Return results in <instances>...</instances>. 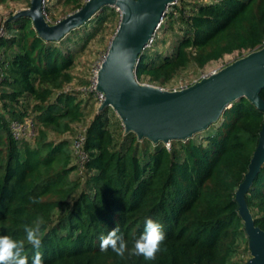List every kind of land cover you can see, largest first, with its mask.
Here are the masks:
<instances>
[{"label": "trees", "instance_id": "1", "mask_svg": "<svg viewBox=\"0 0 264 264\" xmlns=\"http://www.w3.org/2000/svg\"><path fill=\"white\" fill-rule=\"evenodd\" d=\"M8 1L18 0L0 4ZM25 1L30 7L31 0ZM63 1L74 12L83 7L80 0ZM114 11L103 8L60 42L42 39L30 18L5 23L6 34L0 37V235L25 241L29 264L34 249L24 226L34 227L38 220L43 221L44 264H233L242 246L249 251L236 191L264 124V112L249 100L235 102L215 131L196 135H202L201 142L194 137L170 148L126 133L119 119L112 121V108L98 111L83 128V172L75 162L74 140L49 139L50 133L72 132L88 116L85 93L64 90L74 80L75 52L69 44L85 40L78 37L80 30L92 38L88 29L102 27ZM159 30L177 38L173 51L165 55L147 48L137 79L149 78L164 88L192 64L203 68L226 54L264 48V0H179ZM27 117L35 123L32 142L16 140L11 131L12 122ZM246 200L256 226L264 230V166ZM149 217L166 234L151 261L134 254ZM117 225L127 242L123 257L111 249L100 251V237Z\"/></svg>", "mask_w": 264, "mask_h": 264}, {"label": "water", "instance_id": "2", "mask_svg": "<svg viewBox=\"0 0 264 264\" xmlns=\"http://www.w3.org/2000/svg\"><path fill=\"white\" fill-rule=\"evenodd\" d=\"M174 0H88L82 8L51 25L43 0L9 21L27 17L46 42H60L81 28L103 8L120 12V24L98 73L97 91L105 100L99 111L112 108L126 133L154 144L188 141L216 125L231 106L246 98L264 112V48L251 52L222 70L181 90L144 85L137 69L144 51L163 24ZM264 166V124L248 172L236 191L239 215L245 226L251 258L246 264H264V230L256 226L246 196Z\"/></svg>", "mask_w": 264, "mask_h": 264}, {"label": "rangeland", "instance_id": "3", "mask_svg": "<svg viewBox=\"0 0 264 264\" xmlns=\"http://www.w3.org/2000/svg\"><path fill=\"white\" fill-rule=\"evenodd\" d=\"M80 1L84 6V4L88 0ZM45 7V14L50 20L51 25L56 24L69 15L75 13L72 10V7L66 5L63 0H46ZM28 8L30 7H28V4L25 0L8 1L6 3L0 4V32L2 29L5 30V23L11 17H13L16 13ZM120 18V12L115 9L113 14L110 13L108 19L104 22V25L102 27L97 28L94 31L93 28L88 29V32H94V36L92 38H89L87 40V34L84 33L83 30H80L78 37L85 39L86 41L82 40L76 43L71 42L69 44L70 49L75 52V62L73 68L71 69V72L74 75V80L70 84H67L64 87V90L80 91L85 93L83 98L85 99V102L88 103V106L86 107V113L88 116L81 123L74 124L73 131L70 133L64 135H56L54 133H50V140L60 141L66 139L69 141H73L77 137L79 132L93 120L94 116L99 111L100 106L98 104L99 101L97 100L96 95H92L90 94V92L88 95H86V92L91 90V83H93L95 79L96 71L99 69V66L102 65L104 59L108 54L112 39L119 27ZM176 39V37L172 36V33L165 32L164 34L162 30H158L154 38V42L148 48L158 49L160 52L165 53V55H170L176 44ZM250 53L251 52L249 51H236L232 54H226L222 59L218 61H212L203 68H199L192 64L189 68L179 71L177 75L165 85L164 89L174 91L187 88L200 81L201 79L222 70L223 68L247 56ZM139 82L144 85L161 87L158 84L153 83L149 78H143ZM112 113L110 114L112 121L118 122L119 117L117 116L115 111V114ZM218 126L219 123H217L215 126H211L206 132L215 131ZM195 140L197 142H201L202 135H200L199 137L195 136ZM250 258V250L246 251L244 246H242L239 252L233 258V264H246V262Z\"/></svg>", "mask_w": 264, "mask_h": 264}, {"label": "clouds", "instance_id": "4", "mask_svg": "<svg viewBox=\"0 0 264 264\" xmlns=\"http://www.w3.org/2000/svg\"><path fill=\"white\" fill-rule=\"evenodd\" d=\"M33 203L39 201L34 199ZM42 223V220H38L34 227L24 226L26 241L34 249L31 264H44L43 253L40 251ZM165 239L163 225L150 217L146 218L144 231L134 242V254L143 256L148 261L154 260ZM109 249L120 257H123L127 250V242L118 225L100 237V251L107 252ZM0 264H29V258L25 255V241L15 239L11 235H0Z\"/></svg>", "mask_w": 264, "mask_h": 264}, {"label": "built area", "instance_id": "5", "mask_svg": "<svg viewBox=\"0 0 264 264\" xmlns=\"http://www.w3.org/2000/svg\"><path fill=\"white\" fill-rule=\"evenodd\" d=\"M178 3H179V0H174L173 4L170 7L177 5ZM45 5H46V0H43V9L45 8ZM170 7L168 8V11ZM45 17H46V20L50 23V20L48 19L46 14H45ZM4 35H5V30L2 29L0 32V37ZM154 38L150 42V45L154 42ZM100 68L101 66H99V69L96 71L95 79L93 83H91V90H89L90 92L95 93L97 100L99 101L98 102L99 106H101V104L105 100L104 94L99 93L97 91L98 73H99ZM3 76H4V68L0 65V80L3 78ZM11 131L16 140L32 141L33 137L35 136V123H34L33 118L27 117L23 121L12 122ZM85 140H86L85 129H82L80 134H78L77 137L74 139V143L72 145V151H73V154L75 155V162L79 165L81 172H83L84 164L87 160V153L84 150ZM166 145L168 148H170L171 143L166 144Z\"/></svg>", "mask_w": 264, "mask_h": 264}]
</instances>
